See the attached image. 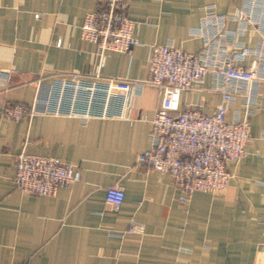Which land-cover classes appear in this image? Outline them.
<instances>
[{"label":"crops","instance_id":"crops-1","mask_svg":"<svg viewBox=\"0 0 264 264\" xmlns=\"http://www.w3.org/2000/svg\"><path fill=\"white\" fill-rule=\"evenodd\" d=\"M106 1L0 0V69H13L0 88V264H264V2L125 0L139 44L101 53L81 27ZM211 14L218 25L223 17V57L248 48L236 63L255 64L260 76L231 84L227 118L251 110V140L245 156L228 163L231 178L220 193L195 192L183 204L169 174L136 165L152 145L150 120L162 101L156 87L134 89L126 116L3 114L5 102L34 101L36 80L52 83L74 72L142 80L154 44L203 50ZM213 82L209 72L183 91L181 108L213 114L221 102ZM23 150L75 164L81 179L54 195L24 192L15 181ZM117 183L125 199L114 208L106 192ZM133 221L144 231L128 233Z\"/></svg>","mask_w":264,"mask_h":264},{"label":"built area","instance_id":"built-area-1","mask_svg":"<svg viewBox=\"0 0 264 264\" xmlns=\"http://www.w3.org/2000/svg\"><path fill=\"white\" fill-rule=\"evenodd\" d=\"M128 8L125 0H107L101 8L87 12L81 37L96 43L101 53L130 51L139 40L134 34L137 22L129 16ZM218 19L211 14L205 21V27L211 24L213 28L205 33L206 46L199 52L184 51L170 42L154 44L148 75L142 80L100 74L89 77L78 72L58 77L52 83L36 80L33 82L37 88L34 101L5 102L3 114L14 120L36 113L83 118L126 116L134 89L156 87L162 93V101L150 120L152 145L139 154L136 165L169 174L180 190V203H187L195 192L220 193L231 178L228 163L243 158L251 140V110L243 117L227 118L229 104L234 99L231 84L253 83L260 76L255 64L244 67L236 63L251 52L248 48L226 57L220 53L223 17L219 25ZM12 72L13 69H0V88L10 81ZM209 72L213 74V88L221 95L215 112L205 114L196 108L182 109V92L204 82ZM114 103H119L118 110ZM81 176L75 164L57 156L25 150L16 156L15 181L27 193L54 195L61 187L79 181ZM124 199L122 185L117 183L107 188L106 201L114 208ZM143 231V225L137 221L131 222L127 230L128 233Z\"/></svg>","mask_w":264,"mask_h":264}]
</instances>
